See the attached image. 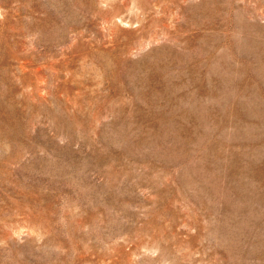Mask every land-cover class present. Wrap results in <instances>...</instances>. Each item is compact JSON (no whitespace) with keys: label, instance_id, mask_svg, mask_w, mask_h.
<instances>
[{"label":"rangeland","instance_id":"obj_1","mask_svg":"<svg viewBox=\"0 0 264 264\" xmlns=\"http://www.w3.org/2000/svg\"><path fill=\"white\" fill-rule=\"evenodd\" d=\"M0 264H264V0H0Z\"/></svg>","mask_w":264,"mask_h":264}]
</instances>
